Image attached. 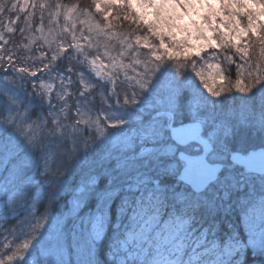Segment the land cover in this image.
I'll return each mask as SVG.
<instances>
[{"label": "snow or ice", "instance_id": "snow-or-ice-1", "mask_svg": "<svg viewBox=\"0 0 264 264\" xmlns=\"http://www.w3.org/2000/svg\"><path fill=\"white\" fill-rule=\"evenodd\" d=\"M17 3L8 7L0 0V22ZM22 3L27 6L29 0ZM91 3L103 23H80L88 24L97 37L116 36L109 10H115L117 20L123 12V19L131 18L147 34L137 36L135 44L121 37L119 59L106 51L107 63L102 62L98 41L93 53L73 35V51L60 48L51 57L56 61L68 52L69 63L58 71L61 87L55 99L42 82L28 79L45 70L51 76L57 71L51 61L37 68L16 63L11 50H3L7 60L0 54V247L6 249L7 260L264 264V70L259 63L253 69L245 60L254 45L264 58V0H216L218 10L212 0ZM197 5L207 13L197 12ZM39 8L41 21L49 10L53 23L63 16L73 30L77 13L92 15L59 0ZM171 9H179L180 15ZM34 14L24 18L26 24ZM193 16L198 17L190 19L198 40L216 47L205 35L215 33L220 48H235L245 60L236 65L234 87L244 94L237 107L227 108L219 99L232 90L230 85L212 88L195 62L187 71L190 57L183 50L191 46L187 39L177 40L173 29L175 20ZM221 25L227 33L221 32ZM36 30L42 31V26ZM19 31L23 35L26 29ZM245 37L244 48L231 43ZM81 39L91 44V36ZM0 41L9 42L2 33ZM136 46L147 48L148 54L141 55ZM73 58L80 67L71 63ZM225 60L233 63L231 56ZM245 71L250 82L242 86ZM193 74L216 99L203 94ZM65 83L75 85L71 92L76 102L71 106ZM82 84L104 96L96 114ZM57 100L63 102L57 105ZM37 105L42 110L47 105V118L34 111ZM81 123L86 124L83 131Z\"/></svg>", "mask_w": 264, "mask_h": 264}, {"label": "rangeland", "instance_id": "rangeland-1", "mask_svg": "<svg viewBox=\"0 0 264 264\" xmlns=\"http://www.w3.org/2000/svg\"><path fill=\"white\" fill-rule=\"evenodd\" d=\"M12 1L11 4L17 3V0H10ZM46 3L48 5H54L57 3V0H36V7H32V0H29V3L27 6L23 5L22 0L20 3H17L16 9H13L11 11H6L3 13L2 16V22H0V33L3 34L4 38L8 40L9 42L5 45L3 41H0V54H5L3 52L4 49L11 50V53L13 54L16 63H24L27 65H35L37 68H42L45 63H49L51 61V57L53 55L57 54V50L60 48H68V52H72L73 50L69 48V45L73 42L72 37L73 35L76 36L77 43H80L84 48L88 49V51H91L95 53L97 51L95 45L97 41L99 42V52L101 54L102 62L107 63V59L104 58L103 54L107 51L109 55L116 56L117 59H119L118 53L122 50L120 38L121 37H128L132 40L133 44H135V38L137 36L143 37L147 34L146 29L143 27H137L136 23H134L131 18L128 20L123 19L124 13H120V19H115V10H109V19L112 21L113 29L112 31L116 33V36L109 39L107 36H100L97 37L95 33H90L88 31V24H81V20H89V22H100L103 23L102 17L95 11V8L92 6L91 0H83V1H77V0H67V2H63V0H59V3L68 6H77L81 12L84 10H88L92 13L91 16H84L80 13L76 14L75 18V30L72 29V22L68 21L66 22L61 16L59 18L58 23H53L52 19L49 16V10H45L43 12V20L41 21V9L39 8V4ZM10 4V6H11ZM9 6V7H10ZM212 6L214 9H219V4L216 3V0H212ZM21 7H25V11L20 12L19 9ZM122 7V6H121ZM196 10L199 13H207L208 9L204 8L200 5L196 6ZM171 12L175 13L176 15H180L179 9H171ZM35 13L30 17V25L25 23V17L29 16L30 13ZM19 15L20 19L17 20L16 17ZM149 20L153 19L150 15L147 17ZM190 19H198V17H184L183 19H177L174 21V23L177 25L173 31L176 34L177 40H184L187 39L188 43L191 47L188 49H185L187 53V56L190 57V60H198L197 70L203 72V78L207 81L209 86L215 89L216 83L221 82V73L218 70V67L216 66V58L218 53L222 50L230 51V49L234 50L236 52L235 48H220L218 45V41L215 40V33H212L210 31H206L205 35L209 36L211 38V44L216 45V47H212L209 45V41L205 40H198L196 38L195 30L192 28ZM264 19V18H262ZM42 31H37L36 29L41 28ZM8 27H12L14 31L12 33H9L7 31ZM24 28L26 31L21 34L19 29ZM67 28L68 31H64V29ZM187 30V31H185ZM220 30L223 33H227L228 29L224 28L223 25L220 26ZM188 33H191V35H188ZM81 35L87 37L91 36V44L89 40L87 39H81ZM247 37L241 40H232L231 43L236 44L237 47L244 48L247 43ZM107 44L108 47L105 48L104 45ZM139 50V53L141 55L148 54V49L143 48L140 46H136ZM68 52L60 53L59 58L56 61H51V67L54 69H57V71L52 72V75L49 76L47 70H45L42 73H38V77H28L29 80L35 79L37 83H43L45 86V90H50L53 92V98L55 99L58 95V90L61 87L60 84V78L58 76V71L63 70V66L65 64L69 63V60L67 59ZM210 54L208 60L204 63L202 62L201 57H203L205 54ZM215 54V55H212ZM224 54V53H223ZM219 56V55H218ZM89 60H91V56H89ZM221 57V56H220ZM181 61L184 60V56L181 55L180 57ZM5 60H7V54H5ZM61 60L63 63H61ZM189 60V61H190ZM127 54L124 59V63H128ZM71 63L75 67H80V64L76 62V60L73 58ZM203 63V64H202ZM211 65V66H209ZM184 70V69H183ZM122 75V74H121ZM195 82L201 87L200 90L203 92L205 96H207L209 99H216L215 97H212L210 93H208L207 89L204 88L203 84L201 83L199 78H196L193 74ZM119 84V81H117ZM2 86V85H0ZM26 88L31 91L30 85H25ZM75 85H67L65 83V89L67 91L66 99L69 102V106L72 105V103L76 102V97L72 94L71 89L74 88ZM81 90L84 91V94L86 96H89L90 99L93 100V103L95 104V108L92 109L93 113L96 114V109L101 107L104 104V96L96 92L95 89L91 88H85L83 84L81 85ZM222 97V95H221ZM220 97V98H221ZM219 98V99H220ZM63 101L57 100V105L59 103H62ZM90 107V106H89ZM43 109L39 105L35 106L34 111L38 114H40L41 119L47 118V105L43 106ZM84 111V109H82ZM87 112L84 111V118L87 119ZM33 119H36L35 116H33ZM61 121L64 120V115L61 114L60 116ZM69 123H71L69 121ZM53 127L52 125H49V128ZM86 127V124L81 123L79 125V128L81 131L84 130ZM25 129L28 130V126L25 125ZM34 199H37L36 197H33ZM258 199V197H257ZM1 208V206H0ZM3 244V236L0 235V245ZM6 252V249L3 247H0V259H4L5 264H15V261H8L6 255L4 254Z\"/></svg>", "mask_w": 264, "mask_h": 264}, {"label": "trees", "instance_id": "trees-1", "mask_svg": "<svg viewBox=\"0 0 264 264\" xmlns=\"http://www.w3.org/2000/svg\"><path fill=\"white\" fill-rule=\"evenodd\" d=\"M77 1H80V0H77ZM81 1H83V0H81ZM63 2L66 3L67 0H63ZM4 3L6 4V6L9 7L10 4L12 3V1L4 0ZM248 52H249V55H248V57L245 58V60H247L248 62H250L252 64L253 69H255L256 65L259 63V65L261 67V70H264V58L260 57L259 47L254 45L253 47L248 49ZM218 55H217V58H216V66L218 67V70L220 71V73L225 78L221 79L220 83H216V85L214 87H215V89H219L223 85H230L232 87V90L230 92H222V94H221L222 97L220 99L225 100V105L224 106L227 107V108L237 107L239 105L240 98L244 94L236 91V89L234 87L235 81L237 79V67H236V65L237 64H242V65L245 64V60H241L240 59L241 53L234 52V50H232V49H230V51L222 50L221 54L219 52ZM209 56H210L209 53L205 54L203 56L204 59H202V62L205 63L208 60ZM226 56H231L233 63H228L225 60ZM197 61H198L197 59L188 61V65L189 66H188L187 71L191 72V63L192 62H195L197 65H199ZM181 71H184L183 68H181ZM249 82H250V80L248 79L247 72L245 71L244 74H243L242 86H246ZM196 85H198V84L196 83ZM233 97L235 99H232ZM0 206H1L0 213H3L4 212V208H3V203L2 202H0ZM240 227L243 228V225L240 224ZM249 259L252 260V259H255V258L249 256Z\"/></svg>", "mask_w": 264, "mask_h": 264}]
</instances>
